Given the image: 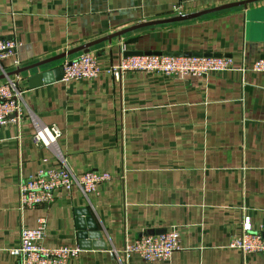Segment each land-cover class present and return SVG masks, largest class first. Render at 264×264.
<instances>
[{
    "label": "crops",
    "instance_id": "obj_1",
    "mask_svg": "<svg viewBox=\"0 0 264 264\" xmlns=\"http://www.w3.org/2000/svg\"><path fill=\"white\" fill-rule=\"evenodd\" d=\"M235 1L0 0V39L19 41L0 74L141 22ZM129 50L217 52L234 66L185 77L128 71L121 80L103 72L30 87V76L76 53L21 73L23 118L0 127V264H18L20 230L41 217L44 246L81 249L68 264H264V253L230 247L246 217L264 229V72L250 69L264 57V0L129 31L90 51L110 66ZM36 123L59 126L55 146L34 142ZM59 154L75 173L106 170L113 179L89 196L60 189L51 204L20 208V182L61 165ZM82 208L105 247L81 245ZM173 229L180 248L169 260L125 258L127 242Z\"/></svg>",
    "mask_w": 264,
    "mask_h": 264
},
{
    "label": "built area",
    "instance_id": "obj_2",
    "mask_svg": "<svg viewBox=\"0 0 264 264\" xmlns=\"http://www.w3.org/2000/svg\"><path fill=\"white\" fill-rule=\"evenodd\" d=\"M178 10L181 6H176ZM19 41L16 38L0 39V60L17 55ZM15 65L20 66L18 59ZM63 80H92L103 72L121 80L125 72H156L167 76H202L211 72L232 69L234 61L228 56H167L155 54L121 55L119 61L110 66H102L94 52H80L63 63ZM251 70L264 72V57L252 63ZM243 70V67H242ZM21 75H14L0 81V127L13 123L19 125L23 118L22 100L24 90L19 86ZM33 140L37 144L55 146L62 131L59 126L36 123ZM60 155L61 165L41 168L20 182L19 207L34 208L51 204L56 191H68L78 188L85 196L97 192L100 184L113 179V174L106 170L88 169L75 173ZM46 231V218L41 217L36 227L23 226L20 230L19 246L14 249L18 264H68L71 258L79 255V247H46L42 244ZM230 247L241 250L244 254L264 253V229L254 230L250 218L246 217L242 232L233 238ZM180 248V233L169 230L158 234L144 233L125 244L123 254L129 258L138 254L147 261L169 260Z\"/></svg>",
    "mask_w": 264,
    "mask_h": 264
},
{
    "label": "water",
    "instance_id": "obj_3",
    "mask_svg": "<svg viewBox=\"0 0 264 264\" xmlns=\"http://www.w3.org/2000/svg\"><path fill=\"white\" fill-rule=\"evenodd\" d=\"M256 1H259V0H240V1H235V2L225 3V4L215 6L212 8L198 10L195 12L180 13L178 15L168 17V18L141 22L131 27H128L123 30H119L117 32L104 36L103 38H99L91 42L84 43L80 46L67 50L61 54L52 56L44 60H40L38 62H35L27 66L18 67L15 70H12L10 72H4L0 74V80L6 79L14 75H21V73L23 72H28L31 69L43 66L45 64L55 62L61 59H65L79 52H89L91 50V47H93L94 45L99 44L103 41H107V40L111 41L113 38L119 37L129 31H133V30L140 29V28L147 27V26L191 20V19H195V18L201 17L209 13H213L216 11H221V10H225V9H229V8H233L237 6H242V5L246 6L249 3L256 2ZM141 54H148V55L155 54V55H167V56H216V57L227 56V55H224L222 53H217V52L216 53L201 52V51H177V52L165 51V52H162V51H141V50H129L128 52L125 53V56L141 55ZM63 77H64V70H63V66L60 64L56 66L55 68L33 74L32 76L28 78V82H29L30 87L34 88L44 83H50L56 80H61L63 79ZM77 212L80 216V218L77 219V224L80 229L79 238H80L81 245L83 247L84 246L89 247L90 245H94L95 247H105L106 244L102 240V233L100 230L97 229L98 226L96 222L94 221V219L92 218L89 212V209L82 208ZM84 216H86V218ZM87 228L90 229L91 232H87L86 231Z\"/></svg>",
    "mask_w": 264,
    "mask_h": 264
},
{
    "label": "rangeland",
    "instance_id": "obj_4",
    "mask_svg": "<svg viewBox=\"0 0 264 264\" xmlns=\"http://www.w3.org/2000/svg\"><path fill=\"white\" fill-rule=\"evenodd\" d=\"M75 57V56H74Z\"/></svg>",
    "mask_w": 264,
    "mask_h": 264
}]
</instances>
